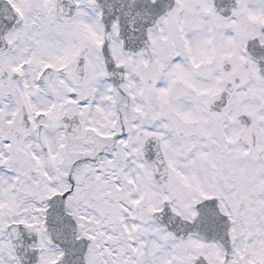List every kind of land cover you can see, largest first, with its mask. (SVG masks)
Returning <instances> with one entry per match:
<instances>
[{
    "label": "snow or ice",
    "instance_id": "obj_1",
    "mask_svg": "<svg viewBox=\"0 0 264 264\" xmlns=\"http://www.w3.org/2000/svg\"><path fill=\"white\" fill-rule=\"evenodd\" d=\"M0 264H264V0H0Z\"/></svg>",
    "mask_w": 264,
    "mask_h": 264
}]
</instances>
